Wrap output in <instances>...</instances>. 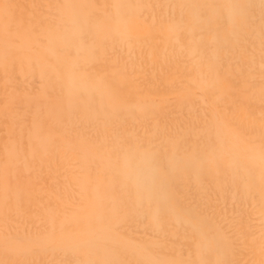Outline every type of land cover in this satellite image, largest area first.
<instances>
[{"label": "rangeland", "instance_id": "rangeland-1", "mask_svg": "<svg viewBox=\"0 0 264 264\" xmlns=\"http://www.w3.org/2000/svg\"><path fill=\"white\" fill-rule=\"evenodd\" d=\"M0 264H264V0H0Z\"/></svg>", "mask_w": 264, "mask_h": 264}, {"label": "bare ground", "instance_id": "bare-ground-1", "mask_svg": "<svg viewBox=\"0 0 264 264\" xmlns=\"http://www.w3.org/2000/svg\"><path fill=\"white\" fill-rule=\"evenodd\" d=\"M167 210V209H166Z\"/></svg>", "mask_w": 264, "mask_h": 264}]
</instances>
